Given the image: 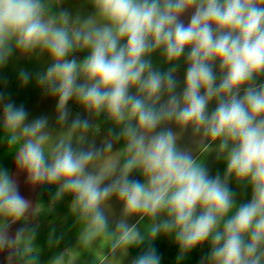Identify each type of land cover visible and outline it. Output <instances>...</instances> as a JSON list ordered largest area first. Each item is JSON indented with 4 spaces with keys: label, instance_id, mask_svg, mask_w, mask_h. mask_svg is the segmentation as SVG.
I'll use <instances>...</instances> for the list:
<instances>
[{
    "label": "clouds",
    "instance_id": "9594fccd",
    "mask_svg": "<svg viewBox=\"0 0 264 264\" xmlns=\"http://www.w3.org/2000/svg\"><path fill=\"white\" fill-rule=\"evenodd\" d=\"M14 59L55 105L30 118L0 92L4 264H40L32 218L68 198L76 242L47 264H162L161 237L176 264H264V0H0Z\"/></svg>",
    "mask_w": 264,
    "mask_h": 264
},
{
    "label": "crops",
    "instance_id": "0c3cea01",
    "mask_svg": "<svg viewBox=\"0 0 264 264\" xmlns=\"http://www.w3.org/2000/svg\"><path fill=\"white\" fill-rule=\"evenodd\" d=\"M71 2V0H70ZM24 68L30 72H36L39 70V66L36 63H31L25 60H13L9 66L3 70H0V92L6 95L10 94L11 99L17 104H24L30 113V118L48 114L49 116L54 113L55 101L46 98L42 95L41 91L35 86L34 82L29 85L22 87L18 80V70ZM73 112L79 111L80 109L75 104L70 105ZM0 167L7 168L10 172L15 173V160L10 152L7 150V146L0 144ZM217 168L223 172L224 165L217 164L212 165L213 173ZM20 190L22 195L32 200L33 202H42L47 206L49 202V195L42 189L33 190L24 182V177L21 174L19 176ZM55 191V188H52ZM70 198L59 203L55 210L51 213H39L32 219L38 224V234L36 244L40 249V264H47L58 251L65 247H70L75 244V229L73 228V220L68 215L67 204ZM20 225L13 226V231ZM55 229L56 236L63 235V240L59 248H49L48 238L52 230ZM159 254L162 257V264H176V255L178 249L176 245L166 238H158L155 242ZM138 249H133L130 252V257H135L139 254ZM203 251H206V246ZM203 251L200 249L194 250L190 256L183 262V264H199V260ZM85 259H90L85 257ZM0 264H4V256L0 255Z\"/></svg>",
    "mask_w": 264,
    "mask_h": 264
}]
</instances>
